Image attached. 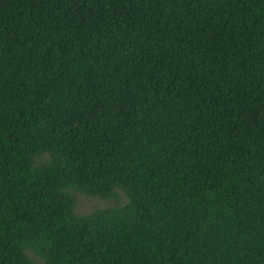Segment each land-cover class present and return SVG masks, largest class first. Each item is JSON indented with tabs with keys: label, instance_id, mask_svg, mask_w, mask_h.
<instances>
[{
	"label": "trees",
	"instance_id": "obj_1",
	"mask_svg": "<svg viewBox=\"0 0 264 264\" xmlns=\"http://www.w3.org/2000/svg\"><path fill=\"white\" fill-rule=\"evenodd\" d=\"M31 252L264 264V0H0V264Z\"/></svg>",
	"mask_w": 264,
	"mask_h": 264
},
{
	"label": "rangeland",
	"instance_id": "obj_2",
	"mask_svg": "<svg viewBox=\"0 0 264 264\" xmlns=\"http://www.w3.org/2000/svg\"><path fill=\"white\" fill-rule=\"evenodd\" d=\"M70 190L72 191L73 195L76 198L74 211L77 214L89 213L90 211L99 209V208L120 206L128 201L127 196L119 188L115 189L116 196L111 197V198L89 196V195H86L80 192L74 187H72V189ZM30 254L35 264H44V262L40 259V257L37 254L32 253V252Z\"/></svg>",
	"mask_w": 264,
	"mask_h": 264
}]
</instances>
